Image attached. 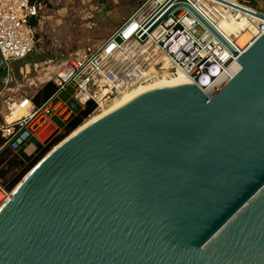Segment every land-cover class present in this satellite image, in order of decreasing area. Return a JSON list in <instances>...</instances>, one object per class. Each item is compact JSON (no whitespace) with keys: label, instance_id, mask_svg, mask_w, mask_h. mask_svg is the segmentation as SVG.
Listing matches in <instances>:
<instances>
[{"label":"water","instance_id":"water-1","mask_svg":"<svg viewBox=\"0 0 264 264\" xmlns=\"http://www.w3.org/2000/svg\"><path fill=\"white\" fill-rule=\"evenodd\" d=\"M218 1L263 29L238 51L181 4L235 75L212 98L155 86L60 140L0 208V264H264V12Z\"/></svg>","mask_w":264,"mask_h":264},{"label":"built area","instance_id":"built-area-1","mask_svg":"<svg viewBox=\"0 0 264 264\" xmlns=\"http://www.w3.org/2000/svg\"><path fill=\"white\" fill-rule=\"evenodd\" d=\"M227 1L245 6L236 0ZM181 4L193 8L238 51L246 49L237 47L218 26L215 18L229 13L221 1L146 0L105 41L86 45L63 62L52 77L55 92L36 102L37 92L22 93L11 86L16 80L13 63L36 48V28L31 21L39 17L41 3L0 0V52L4 59L0 73V151L8 147L19 152L30 141L37 147H48L65 133L75 114L73 103L84 107L94 101L99 109L102 102L165 72L186 74L212 98L238 71L237 57ZM172 7L168 17L154 26ZM258 28L260 35L263 29ZM62 92H68V97L62 98ZM17 112L20 115L16 118L7 119ZM11 195L12 189L0 180V206Z\"/></svg>","mask_w":264,"mask_h":264},{"label":"rangeland","instance_id":"rangeland-1","mask_svg":"<svg viewBox=\"0 0 264 264\" xmlns=\"http://www.w3.org/2000/svg\"><path fill=\"white\" fill-rule=\"evenodd\" d=\"M39 1L41 3L40 14L35 19L36 25H34L36 48L25 59L13 63L16 80L11 87L28 94L38 92L52 82V77L63 62L72 57L79 49L92 43L105 41L122 23L134 15L146 0ZM236 1L254 10L264 12V0ZM253 24L258 27L260 20L257 19ZM37 63L38 66H36ZM122 94L104 101L103 107H109ZM67 96L68 92H62L61 97ZM6 100H8V96H6ZM101 109L102 107L94 110L83 123ZM36 148L37 144L30 141L24 150L31 155ZM18 153L13 152V155L15 154L14 156L17 157ZM13 155L8 156L10 161H13ZM17 166L15 163L12 165L6 162L0 163V180L7 183L11 175L15 171H19L20 168ZM6 167L9 171L6 178H3L1 169Z\"/></svg>","mask_w":264,"mask_h":264},{"label":"bare ground","instance_id":"bare-ground-1","mask_svg":"<svg viewBox=\"0 0 264 264\" xmlns=\"http://www.w3.org/2000/svg\"><path fill=\"white\" fill-rule=\"evenodd\" d=\"M222 3V2H221ZM225 5L227 9H229V13H225L224 16H218L215 20L218 23V26L222 29V31L234 42V44L239 48H244L246 45L250 44L255 35H259L258 30L260 25L256 27L253 23L257 20L256 17L251 16L245 12H242L238 9L231 8L229 5ZM166 65V64H165ZM236 69L240 68L239 62L235 64ZM191 82L193 85L194 83L192 80L182 72H175L174 74L171 73H163V75L158 76L155 79L150 81H146L143 83H139L135 85V87L126 90L123 92L121 97L116 99L109 107H103V102L101 103L102 109L97 111L94 115H91V118L87 120L85 123L82 124L81 127L87 125L88 123L94 121L95 119L99 118L100 116L104 115L105 113L123 105L124 103L130 101L135 95H138L144 91H147L155 86H167L171 84H178V83H186ZM18 115L19 112L14 114H9L7 119H14ZM3 205L0 206V208Z\"/></svg>","mask_w":264,"mask_h":264},{"label":"trees","instance_id":"trees-1","mask_svg":"<svg viewBox=\"0 0 264 264\" xmlns=\"http://www.w3.org/2000/svg\"><path fill=\"white\" fill-rule=\"evenodd\" d=\"M33 2H40L39 0H32ZM32 25H36V20L33 19L31 21ZM56 90V86L50 82L47 84L43 89L39 90L36 93L35 100L36 102H40L41 100L47 99L50 97ZM96 109V103L94 101H88L84 107L78 105L75 108V114L70 118L66 125L65 133L57 138L50 146L42 147L39 146L36 148L33 154L29 155L24 150H20L17 157L13 155V151L8 147L2 149L0 151V163L6 162L9 165L15 163L18 165L17 167L20 168L19 171H15L9 181L7 183H3L4 186L8 189H12L24 176V174L40 159L46 152H48L52 146L56 145L63 137L70 134L73 130H75L78 126L83 124L85 119L89 117L90 114ZM13 155L12 160L8 159V156ZM14 166V165H13ZM8 167L1 169V176L6 178L8 174Z\"/></svg>","mask_w":264,"mask_h":264},{"label":"crops","instance_id":"crops-1","mask_svg":"<svg viewBox=\"0 0 264 264\" xmlns=\"http://www.w3.org/2000/svg\"><path fill=\"white\" fill-rule=\"evenodd\" d=\"M62 94V93H61ZM61 96V95H60ZM68 97V96H67ZM67 97H62V98H67ZM57 122H59L58 120H57ZM24 150V149H23ZM25 151V150H24Z\"/></svg>","mask_w":264,"mask_h":264}]
</instances>
